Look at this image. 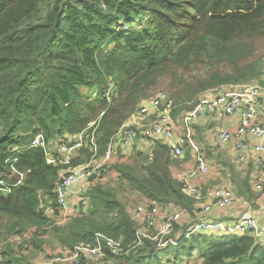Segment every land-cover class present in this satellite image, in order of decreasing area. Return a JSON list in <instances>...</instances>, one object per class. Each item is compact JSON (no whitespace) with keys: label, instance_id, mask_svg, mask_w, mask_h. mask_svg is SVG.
<instances>
[{"label":"trees","instance_id":"16d2710c","mask_svg":"<svg viewBox=\"0 0 264 264\" xmlns=\"http://www.w3.org/2000/svg\"><path fill=\"white\" fill-rule=\"evenodd\" d=\"M263 73L264 0H0V264H37L52 239L63 252L100 246L98 264H264V240L249 235L186 230L175 238L174 229L176 244L135 246L121 196L189 213L196 202L172 177L170 149L159 142L150 155L108 165L102 176L114 173V186L90 183L87 205L66 223L46 214L63 168L47 161L54 145L81 136L71 165L100 159L159 83L173 109L192 108L205 91ZM38 135L47 153L31 147ZM88 261L79 254L76 264Z\"/></svg>","mask_w":264,"mask_h":264},{"label":"built area","instance_id":"2783aa9c","mask_svg":"<svg viewBox=\"0 0 264 264\" xmlns=\"http://www.w3.org/2000/svg\"><path fill=\"white\" fill-rule=\"evenodd\" d=\"M224 87L229 89L214 97H210L211 90L199 94L196 97L195 108L190 114V119L196 120L203 111H219L225 115L238 114L240 120L236 129L233 132L220 130L217 133V139L221 143H227L234 139L237 158L242 163L246 162L249 153H256L258 155L257 166L264 170V125L260 124L256 118L260 100L264 99V73L254 82ZM172 110L173 106L168 101L166 93L159 92L141 103L136 116L141 118L152 114L155 115V119L148 125L151 130L150 135L170 141L174 138ZM93 124L91 123L90 125ZM135 136L136 132L133 124L123 125L100 159L92 156L88 162L76 166L71 165V163L77 158V152L83 146L81 136L73 141L71 145L57 144V148L51 147V152H54L56 156L48 154V147L44 144L42 136H36L31 143V147H42L47 153L48 163L63 167L54 190L56 207L53 209L47 208V216L53 217L56 224L62 225L75 215L80 206L85 207L88 203L87 199L83 196L75 202L69 197L70 189L85 182L90 185V183L100 179L102 171L111 163L113 157L121 152V147L129 146ZM117 138L120 139L119 142H117ZM250 139L253 140V143H250ZM90 142L93 145V140ZM170 149L173 157L180 158L182 156V151L177 146L171 145ZM195 169L200 175L208 173V167L203 161H199L195 165ZM254 186L256 190L261 188L258 183ZM183 191L197 195L200 190L198 187L192 188L183 184ZM233 204L234 195L229 188L214 189L211 192L209 201L200 209L195 222L189 225L188 233L216 234L220 236L249 235L258 241L264 240V225H259L249 214H244L231 225L213 222L206 218L212 209L228 210ZM127 213L136 227L135 246H139L143 239L157 242L159 249L165 248L168 244H176L175 240L168 237L177 228L181 220V209L179 207L172 203L160 204L141 198L132 208L127 210ZM14 242H18V240L14 239ZM106 246L113 256H122L119 243L108 240ZM24 248L26 249L27 247L24 246ZM66 252L70 254V259L64 260L65 264H76L79 254L84 255L89 260L93 257L100 260L103 256L100 246L94 248L79 246L75 248L74 252ZM37 258L38 261L40 260L37 264H50L49 261L44 260L46 256L42 255V253Z\"/></svg>","mask_w":264,"mask_h":264},{"label":"crops","instance_id":"0c3cea01","mask_svg":"<svg viewBox=\"0 0 264 264\" xmlns=\"http://www.w3.org/2000/svg\"><path fill=\"white\" fill-rule=\"evenodd\" d=\"M228 89V87L213 89L210 97ZM194 106L192 108L179 106L173 109L171 117L174 123V138L170 141L150 135L151 130L148 125L155 119V115L152 114L146 119V117L136 116L137 113L134 114L124 125L133 124V128L137 131L136 136L129 146L121 147L120 154L126 159L130 158L133 152L150 155L155 142L162 143L169 149L171 145H174L182 151V156L176 158L171 155L170 149V173L182 185L198 187L200 191L197 195L184 191L196 202L190 213L181 209V220L175 229V238L183 237L189 225L197 219L200 209L209 201L211 192L221 187H227L233 192L234 204L228 210L212 209L206 217L208 220L231 225L244 214H249L259 225H264V170L257 166L258 155L251 152L246 162L242 163L237 158L234 139L227 143H221L217 139V133L220 130L233 132L239 124L240 116L225 115L219 111H203L196 120H191L190 114L194 111ZM256 118L260 124L264 125V99L260 100ZM117 139L119 142L120 139ZM250 140V143H253V140ZM54 147L57 148L56 145ZM115 161L117 159L113 158L111 164ZM199 161L207 165L206 175L196 172L195 165ZM257 183L261 187L259 190H256L254 186ZM87 188L86 182L76 185L70 189L69 197L77 202L80 197H83Z\"/></svg>","mask_w":264,"mask_h":264},{"label":"rangeland","instance_id":"374dc122","mask_svg":"<svg viewBox=\"0 0 264 264\" xmlns=\"http://www.w3.org/2000/svg\"><path fill=\"white\" fill-rule=\"evenodd\" d=\"M131 26V25H130ZM134 26V25H132ZM131 26V29H132ZM135 26L140 29V25L139 23H135ZM136 28V29H137ZM263 51H257L256 55L261 54ZM159 92H167L166 89V83L165 82H161L159 83L155 88L152 89L151 93L154 95H156ZM148 118V116H146V119ZM113 158H116L118 161L121 160H125L126 157H124L123 155H119L117 154L116 156H114ZM111 163H109L108 165L110 166ZM107 165V166H108ZM108 166V167H109ZM117 179L116 175H113V173H105L103 174V176L100 177V179H98L97 181H95L92 185H95L97 183H102V184H111L112 186H114V183ZM120 200L125 204V207L127 209L132 208L135 203L139 200L138 197L136 196H129V195H123L120 197ZM28 250V249H26ZM45 255L46 258L44 259L45 261H49L50 264H65L63 261L64 260H69L70 259V254L67 252H63L60 250V248L58 247L55 239H52L46 246H45ZM115 257V256H114ZM91 260H89L88 262H90L91 264H98V262H101L100 260H98L99 258L93 257L90 258ZM36 262H40V260L38 261V258H36ZM161 264H169L166 263L165 261H163V263Z\"/></svg>","mask_w":264,"mask_h":264}]
</instances>
